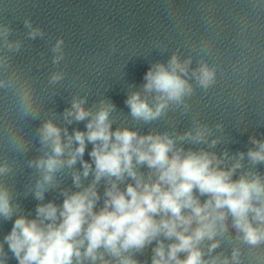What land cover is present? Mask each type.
Segmentation results:
<instances>
[{"label":"clouds","instance_id":"obj_1","mask_svg":"<svg viewBox=\"0 0 264 264\" xmlns=\"http://www.w3.org/2000/svg\"><path fill=\"white\" fill-rule=\"evenodd\" d=\"M23 24L24 38L14 39L11 22H0V90L15 93L21 118L37 119L31 86L11 69L25 40L46 34L31 18ZM63 45L60 37L51 46L54 66L64 59ZM191 64V57L182 60L177 53L166 63H153L140 90L130 91L125 100L132 119L150 124L173 107L187 113V98L194 94L190 81L206 90L215 80V70L207 63L196 68ZM63 79L62 71H52L48 82L55 85ZM86 104V97H73L62 114L67 125L86 122L85 130L70 133L53 119L37 129L43 154L27 162L39 173L29 189L39 202L34 216L0 182V221L15 217L0 240V264L12 258L17 264H142L137 256L148 248L150 264H245L239 246L229 255L216 250L225 240L249 249L264 247V175L256 170L264 165V140L253 136L247 152L218 154L208 149L216 148L221 138L207 125L194 122L181 134H141L120 126L113 130L111 101H99L95 110ZM215 127L223 129L222 124ZM186 143L207 149L185 148ZM11 146L24 149L16 137ZM86 151L89 160L84 159ZM245 160L251 167L245 168ZM12 173L9 162L0 163V178ZM61 174L70 175L76 191L61 187ZM52 190H59L62 203L45 202Z\"/></svg>","mask_w":264,"mask_h":264}]
</instances>
